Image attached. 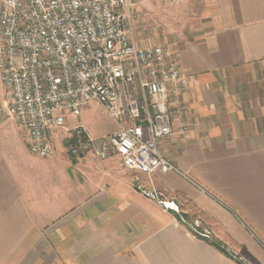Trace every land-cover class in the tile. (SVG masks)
Listing matches in <instances>:
<instances>
[{"label":"crops","instance_id":"1","mask_svg":"<svg viewBox=\"0 0 264 264\" xmlns=\"http://www.w3.org/2000/svg\"><path fill=\"white\" fill-rule=\"evenodd\" d=\"M151 1L146 14L135 4L131 29L145 47L134 32L164 22L163 42L181 53L190 130L158 145L181 175L70 159L64 132L55 156L41 158L7 114L15 126H0V264H238L213 241L264 264V0H187L171 17ZM116 129L113 121L103 135Z\"/></svg>","mask_w":264,"mask_h":264},{"label":"built area","instance_id":"2","mask_svg":"<svg viewBox=\"0 0 264 264\" xmlns=\"http://www.w3.org/2000/svg\"><path fill=\"white\" fill-rule=\"evenodd\" d=\"M155 1L171 8L187 0ZM134 6L132 0H0L4 106L32 154L53 158L64 132L62 147L70 159L115 157L131 173L181 175L158 145L190 130L188 78L179 50L135 43ZM91 105L115 121L113 133L91 137L82 125L66 126L68 116L78 117ZM138 189L178 213L154 190Z\"/></svg>","mask_w":264,"mask_h":264},{"label":"rangeland","instance_id":"3","mask_svg":"<svg viewBox=\"0 0 264 264\" xmlns=\"http://www.w3.org/2000/svg\"><path fill=\"white\" fill-rule=\"evenodd\" d=\"M134 4L139 5L138 7H135L136 10L141 9L142 13L146 14L148 12L147 9H144L147 5H149L152 1L151 0H132ZM140 3V4H139ZM140 11V12H141ZM162 11L168 13V16L171 17L172 14H176L177 11L175 7H162ZM139 27V25L137 24ZM142 33L141 37L136 36L134 32V36L136 39L141 40L143 43L149 44L150 45H163V46H168V47H173L171 44H165L163 41L165 40V33H166V26L164 22H158L157 24H154L148 20L145 21L143 24ZM133 30H134V25H133ZM5 102V96H4V91L3 89H0V120L3 119L2 123L0 126L6 127V126H11L14 127L15 124L13 122H9L7 118V111L4 106ZM67 126L72 127L74 125H82L86 131L90 134L94 135H103L107 134L111 128L113 127V119L110 118L100 106L98 105H91L89 108L85 109L82 111L80 116L78 117H73V116H68L67 119ZM91 156V155H90ZM93 157V156H92ZM115 158V157H113ZM139 190V189H138ZM180 213V210L178 208V213ZM184 222V221H183ZM194 228L193 231L197 234H201L198 232L195 228L198 227L199 225L194 222L193 224ZM205 233V232H204ZM203 233V234H204ZM208 238V236L206 237ZM225 254L227 256H231L232 259H234L238 264H241L240 258L241 256L237 254L236 252H233L231 247L229 246H224L222 245L221 247ZM243 258V257H241ZM245 261V264H248L247 261L243 258ZM243 263V262H242Z\"/></svg>","mask_w":264,"mask_h":264},{"label":"trees","instance_id":"4","mask_svg":"<svg viewBox=\"0 0 264 264\" xmlns=\"http://www.w3.org/2000/svg\"><path fill=\"white\" fill-rule=\"evenodd\" d=\"M212 245L215 246L219 251H221V252H223V253L225 254V252H224L223 249L221 248L222 245H221L220 243L213 241V242H212Z\"/></svg>","mask_w":264,"mask_h":264}]
</instances>
